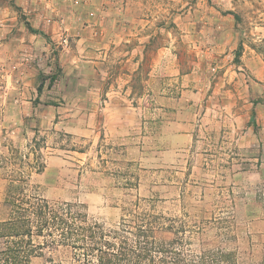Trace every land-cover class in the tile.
Listing matches in <instances>:
<instances>
[{"label": "crops", "instance_id": "0c3cea01", "mask_svg": "<svg viewBox=\"0 0 264 264\" xmlns=\"http://www.w3.org/2000/svg\"><path fill=\"white\" fill-rule=\"evenodd\" d=\"M173 7L0 0V134L24 150L37 132L121 136L140 124L152 136L158 112L175 129L167 137L182 142L194 139V106L237 131L238 154L264 174V0H231V12L182 5L174 20Z\"/></svg>", "mask_w": 264, "mask_h": 264}, {"label": "rangeland", "instance_id": "374dc122", "mask_svg": "<svg viewBox=\"0 0 264 264\" xmlns=\"http://www.w3.org/2000/svg\"><path fill=\"white\" fill-rule=\"evenodd\" d=\"M182 5L203 10L214 6L231 12V0H173V20ZM171 26L175 27L174 21ZM188 50L184 57L192 62L196 56L191 47ZM190 108L195 135L193 140L182 142L167 137L175 129L160 121L158 112L152 136L147 133L148 127L140 124L121 136L39 135L38 139L45 140L40 152L47 167L33 174V182L51 200L86 203L90 216L106 224L119 221L124 207L138 198L159 199L158 209L173 214L182 209L189 213L221 210L231 219L233 212L234 233L238 236L233 246L245 258L258 260L264 249V174L257 162L244 161L238 154L242 150L237 131L228 133L217 118L203 120L196 115V107ZM168 116L173 114L166 113ZM3 134L13 138L2 132L0 143ZM51 156H57V162L48 164ZM5 184L0 178V201ZM183 192L185 201L180 199ZM43 263L42 257L32 261Z\"/></svg>", "mask_w": 264, "mask_h": 264}, {"label": "trees", "instance_id": "16d2710c", "mask_svg": "<svg viewBox=\"0 0 264 264\" xmlns=\"http://www.w3.org/2000/svg\"><path fill=\"white\" fill-rule=\"evenodd\" d=\"M38 136L25 151L2 135L0 264H32L35 257L43 264H264V249L253 261L233 246V212L231 219L221 210L173 214L158 209L159 199L138 198L106 224L90 216L86 203L47 198L33 182L47 167Z\"/></svg>", "mask_w": 264, "mask_h": 264}, {"label": "built area", "instance_id": "2783aa9c", "mask_svg": "<svg viewBox=\"0 0 264 264\" xmlns=\"http://www.w3.org/2000/svg\"><path fill=\"white\" fill-rule=\"evenodd\" d=\"M61 42H62L60 44L61 46H64V47L65 46H69L70 45V37L66 33H64L63 36H62ZM56 46L58 47L59 45H56Z\"/></svg>", "mask_w": 264, "mask_h": 264}]
</instances>
